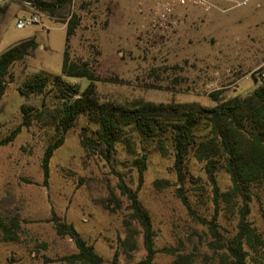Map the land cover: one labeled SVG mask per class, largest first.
<instances>
[{
  "label": "rangeland",
  "instance_id": "374dc122",
  "mask_svg": "<svg viewBox=\"0 0 264 264\" xmlns=\"http://www.w3.org/2000/svg\"><path fill=\"white\" fill-rule=\"evenodd\" d=\"M37 1L0 4V55L32 38L39 45L11 68L0 102V141L23 123V106L33 117L15 141L0 148V224L3 221L15 237L0 225V264H75L66 258L78 253L76 243L58 234L59 222L73 225L105 264H112L117 254L119 264L144 260L142 230L132 220L121 181L139 190L140 202L152 217L158 251L154 264H220L226 251L210 222H215L220 241L228 244L238 232L243 201L217 198L205 163L191 158L181 180L174 157L146 146L136 135L138 155L119 144L108 160L101 148L82 146L88 121L81 118L54 153L45 185L42 159L57 137L51 109L58 98L54 93L25 97L19 87L35 74L61 75L82 89L89 85L88 79L62 73L66 30L77 14L80 25L70 39L69 53L72 59L90 63L103 102L213 107L217 93L222 102L246 97L264 84L263 78L253 77L264 72V0H206L191 3V8L177 6L180 23L175 31L159 27L155 0H72L62 17L40 12ZM190 12L197 13L194 21L189 20ZM29 15L39 16V23L17 29V20ZM142 150L149 161L140 186L135 160ZM216 179L220 193L231 189L225 170L219 169ZM248 204V220L264 239V186L254 189ZM130 232H135V247L127 241Z\"/></svg>",
  "mask_w": 264,
  "mask_h": 264
},
{
  "label": "trees",
  "instance_id": "16d2710c",
  "mask_svg": "<svg viewBox=\"0 0 264 264\" xmlns=\"http://www.w3.org/2000/svg\"><path fill=\"white\" fill-rule=\"evenodd\" d=\"M71 1L38 0L35 6L40 12L62 17ZM79 25V16L73 14L66 30L62 73L76 79H88L89 85L82 89L79 83L69 82L61 75L35 74L19 87L21 95L25 97H46L54 93L58 98L57 104L51 109L57 137L48 145L42 159L44 184L48 185L50 179V163L54 153L64 145L66 135L76 127L81 118L88 121V127L81 138L82 146L87 150L101 148L108 160L119 144L124 145L131 154L138 155L136 142L133 140L136 135L146 146L154 145L161 154L174 157V169L179 179L182 180L188 161L194 158L205 163L217 198L228 203L236 199L243 201L238 232L228 244L220 241L215 222H210L217 242L221 243V248L226 251L220 256V264H249V261L252 264H264V239L248 220V202L252 200L254 189L264 186V84L246 97H237L225 102L219 101L217 93L215 100L218 103L213 107L198 104H156L143 100L130 105L103 102L97 94L94 84L97 78L90 63L72 59L69 53L70 39ZM38 47V42L32 38L10 47L0 55V102L8 87L11 68ZM253 77L259 78L256 73H253ZM22 111L23 123L0 141V148L15 141L23 127L31 125L33 117L28 115L30 109L23 106ZM139 154L141 155L135 163L141 186L148 169L149 154L144 150ZM219 169L225 170L232 181L231 189L224 193H220L216 179ZM160 183L162 181L156 182V186L160 187ZM119 188L130 201L132 220L136 221L142 230L147 255L138 264H154L158 251L155 249L156 233L152 217L140 202L139 190H131L122 181ZM182 191L179 189L178 194L184 205L193 213ZM131 223L128 222L127 227H130ZM0 225L4 233L12 236L11 230L3 221ZM56 229L60 236L69 237L76 243L78 253L67 257V261L75 264H105L94 246L89 245L73 225L59 222L56 223ZM127 241L132 247L137 245L135 232L129 233ZM112 264H119L118 254Z\"/></svg>",
  "mask_w": 264,
  "mask_h": 264
},
{
  "label": "built area",
  "instance_id": "2783aa9c",
  "mask_svg": "<svg viewBox=\"0 0 264 264\" xmlns=\"http://www.w3.org/2000/svg\"><path fill=\"white\" fill-rule=\"evenodd\" d=\"M6 0H0V4L4 3ZM206 0H155L156 10H157V23L160 28L167 31H175L179 26V18L176 14V7L183 6L191 8V3L193 4H203ZM39 16L29 15L20 17L17 20V29H24L28 26L35 25L39 23ZM258 77L264 79V72H261Z\"/></svg>",
  "mask_w": 264,
  "mask_h": 264
},
{
  "label": "crops",
  "instance_id": "0c3cea01",
  "mask_svg": "<svg viewBox=\"0 0 264 264\" xmlns=\"http://www.w3.org/2000/svg\"><path fill=\"white\" fill-rule=\"evenodd\" d=\"M195 10V9H194ZM200 13L199 14H197V13H194V12H190V14H189V20L190 21H194V16H196V14H197V16H200L201 17V15H203L202 14V12L201 11H199Z\"/></svg>",
  "mask_w": 264,
  "mask_h": 264
},
{
  "label": "water",
  "instance_id": "95a60500",
  "mask_svg": "<svg viewBox=\"0 0 264 264\" xmlns=\"http://www.w3.org/2000/svg\"><path fill=\"white\" fill-rule=\"evenodd\" d=\"M28 2H30V0H28Z\"/></svg>",
  "mask_w": 264,
  "mask_h": 264
}]
</instances>
